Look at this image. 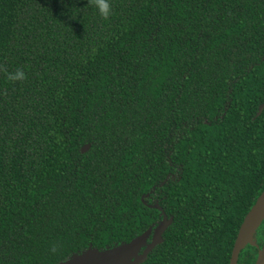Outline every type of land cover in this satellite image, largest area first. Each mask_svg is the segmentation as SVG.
I'll use <instances>...</instances> for the list:
<instances>
[{"label": "trees", "instance_id": "obj_1", "mask_svg": "<svg viewBox=\"0 0 264 264\" xmlns=\"http://www.w3.org/2000/svg\"><path fill=\"white\" fill-rule=\"evenodd\" d=\"M110 2L0 0V264L111 249L164 214L140 264H229L264 191V0Z\"/></svg>", "mask_w": 264, "mask_h": 264}, {"label": "water", "instance_id": "obj_2", "mask_svg": "<svg viewBox=\"0 0 264 264\" xmlns=\"http://www.w3.org/2000/svg\"><path fill=\"white\" fill-rule=\"evenodd\" d=\"M263 107L264 105L260 107L259 113H261ZM88 147L89 144H86L82 148V150L85 151ZM263 194L264 191L259 196L256 203L248 212V214L244 218V221L241 224L238 235L234 242L229 264H238L241 250L248 243L255 244V242H243L242 229L245 220L247 219L250 212L256 207ZM155 206L158 207V205ZM263 219L264 217L261 219V222L263 221ZM171 222L172 219L168 218V216L164 214L162 222L156 227L154 233H152L151 229H148L128 243L104 251H99L97 249L88 250L87 252L81 255H76L69 261L60 264H140L144 262L149 253L163 241V234L168 228V226L171 224ZM259 225H257L255 230L253 231V239ZM151 234V241L147 243V240ZM143 246L145 247L142 249ZM255 264H264V247L259 252V256Z\"/></svg>", "mask_w": 264, "mask_h": 264}, {"label": "bare ground", "instance_id": "obj_3", "mask_svg": "<svg viewBox=\"0 0 264 264\" xmlns=\"http://www.w3.org/2000/svg\"><path fill=\"white\" fill-rule=\"evenodd\" d=\"M264 217V194L257 203L256 207L250 212L244 222L242 233L243 242H255L253 239V231L256 226L260 224L261 219Z\"/></svg>", "mask_w": 264, "mask_h": 264}, {"label": "clouds", "instance_id": "obj_4", "mask_svg": "<svg viewBox=\"0 0 264 264\" xmlns=\"http://www.w3.org/2000/svg\"><path fill=\"white\" fill-rule=\"evenodd\" d=\"M92 6L95 8L96 12L104 19H107L112 14V7L110 0H90ZM5 78L8 81H22L26 78V73L23 69L17 68L13 72H6ZM53 250H55V245H53Z\"/></svg>", "mask_w": 264, "mask_h": 264}, {"label": "flooded vegetation", "instance_id": "obj_5", "mask_svg": "<svg viewBox=\"0 0 264 264\" xmlns=\"http://www.w3.org/2000/svg\"><path fill=\"white\" fill-rule=\"evenodd\" d=\"M256 235H257V240L254 238V241H255V245L258 246V256H259V252L264 247V219L258 226V233Z\"/></svg>", "mask_w": 264, "mask_h": 264}, {"label": "rangeland", "instance_id": "obj_6", "mask_svg": "<svg viewBox=\"0 0 264 264\" xmlns=\"http://www.w3.org/2000/svg\"><path fill=\"white\" fill-rule=\"evenodd\" d=\"M258 244V243H257ZM262 250V249H261Z\"/></svg>", "mask_w": 264, "mask_h": 264}]
</instances>
